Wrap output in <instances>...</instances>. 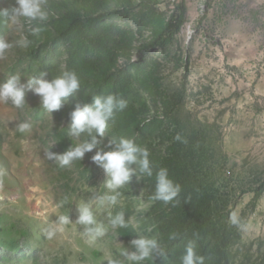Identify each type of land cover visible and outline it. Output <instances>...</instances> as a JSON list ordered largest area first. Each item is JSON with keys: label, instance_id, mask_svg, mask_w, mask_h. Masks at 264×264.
I'll return each instance as SVG.
<instances>
[{"label": "rangeland", "instance_id": "374dc122", "mask_svg": "<svg viewBox=\"0 0 264 264\" xmlns=\"http://www.w3.org/2000/svg\"><path fill=\"white\" fill-rule=\"evenodd\" d=\"M15 6L0 0V11ZM45 10L46 21L17 25L0 14V38L13 44L0 83L74 71L81 89L52 114L30 91L23 109L0 103V264H128L120 228L88 244L75 224L78 203L106 191L91 157L120 137L148 149L154 175L133 174L98 221L124 211L139 236L160 242L159 264H181L189 241L204 264H264V0H45ZM107 94L127 106L98 148L65 168L48 159L75 143V104ZM160 168L181 189L168 204L151 199ZM60 214L73 223L48 239Z\"/></svg>", "mask_w": 264, "mask_h": 264}, {"label": "clouds", "instance_id": "9594fccd", "mask_svg": "<svg viewBox=\"0 0 264 264\" xmlns=\"http://www.w3.org/2000/svg\"><path fill=\"white\" fill-rule=\"evenodd\" d=\"M0 14L8 17L10 24L17 25L21 20L46 21L48 12L45 10V0H16V6L11 9L0 11ZM31 42L26 38L16 41L20 47H28ZM13 44L0 38V58L4 57ZM81 89V81L76 72L65 71L56 76L51 81L46 79H36L34 76L28 78L26 84L21 82L17 75H12L3 83H0V103L11 104L17 109H23L27 104L26 94L32 92L41 98V107L47 113H53L62 108L68 98ZM127 102L117 99L113 94L95 95L93 103L75 104L74 110L70 113L72 123L67 131V136L73 137L75 143L63 154H53L46 152L48 159L55 158L60 168L70 166L75 161H82L85 154L97 149L101 144V139L106 134L109 121L116 111H123ZM18 132L24 134L31 130L28 122L17 125ZM177 140L180 136L177 135ZM105 151L100 148L96 151L91 160L101 167L107 179L101 186L106 190L103 194L93 195L90 200L78 203V216L75 224L84 227L83 234L86 243L94 244L96 241L108 234L109 229L128 228L130 220L125 219L124 211H119L115 215L108 213L107 224L98 221L97 213L107 210L117 205L121 196V189L129 185L133 174L137 177H153L154 168L149 159L147 148L141 147L133 139L120 137L118 140L111 139ZM180 185L175 184L169 178L168 170L160 168L155 171V192L152 200H159L168 204L175 201L180 194ZM61 202L58 207H62ZM232 223H237L235 215L231 218ZM73 223L68 215H57L53 226L46 231L48 239H53L59 232L62 233L65 227ZM170 240H176L177 235L173 233ZM130 246L135 249L128 251L124 248L120 255L128 264H143L145 261H152L158 256H165V250L155 237L138 236L129 241ZM109 264H121L119 260H110ZM181 264H204L203 257L197 254L195 242L189 241L185 245L184 254L181 257Z\"/></svg>", "mask_w": 264, "mask_h": 264}, {"label": "trees", "instance_id": "16d2710c", "mask_svg": "<svg viewBox=\"0 0 264 264\" xmlns=\"http://www.w3.org/2000/svg\"><path fill=\"white\" fill-rule=\"evenodd\" d=\"M178 29V24H177V21L176 20H173L171 22V24L169 25V28L168 30L170 32H174L175 30ZM31 42V41H30ZM29 45H32V42L29 44ZM126 220H129V219H126ZM119 234L121 235L122 239L126 242V244L132 249V250H135L133 249L130 244H129V241L132 240V239H135V238H138V234H137V231L136 229L133 227L132 224H130V226L128 228H120L119 229ZM152 264H159V261L157 259H154Z\"/></svg>", "mask_w": 264, "mask_h": 264}]
</instances>
